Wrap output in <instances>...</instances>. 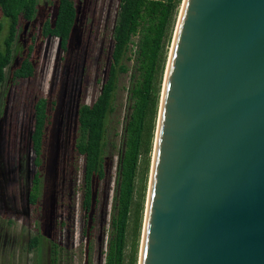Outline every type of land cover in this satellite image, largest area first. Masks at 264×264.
Instances as JSON below:
<instances>
[{
  "label": "water",
  "instance_id": "95a60500",
  "mask_svg": "<svg viewBox=\"0 0 264 264\" xmlns=\"http://www.w3.org/2000/svg\"><path fill=\"white\" fill-rule=\"evenodd\" d=\"M137 264H264V0H182Z\"/></svg>",
  "mask_w": 264,
  "mask_h": 264
},
{
  "label": "rangeland",
  "instance_id": "374dc122",
  "mask_svg": "<svg viewBox=\"0 0 264 264\" xmlns=\"http://www.w3.org/2000/svg\"><path fill=\"white\" fill-rule=\"evenodd\" d=\"M54 1L38 0L35 20L20 22L13 43L16 53L11 66L20 61L29 45L33 46L34 76L17 84L6 80L0 85V264H49L53 244L57 249L56 264H104V251L110 237L118 161L130 112L133 60L128 62L129 71L118 76L114 110L108 118L105 134V177L97 185L98 203L88 231H85L88 219L79 190L83 159L73 149L72 131L77 104H91L106 77L120 0L78 1L76 25L65 56L58 38L41 39L38 33V25L52 15ZM181 1L163 41L164 67ZM0 20L3 24L2 40L7 33L8 18L1 10ZM163 75L164 68L161 73L157 72L154 80V90L158 91L159 98ZM40 94L50 98L58 94L59 104L52 117L45 154L38 168L29 148V132L31 106ZM156 119L157 113L150 153L139 158L123 264H137L138 261ZM37 169L38 200L31 204L29 189ZM33 236L39 239L38 250L29 248Z\"/></svg>",
  "mask_w": 264,
  "mask_h": 264
},
{
  "label": "trees",
  "instance_id": "16d2710c",
  "mask_svg": "<svg viewBox=\"0 0 264 264\" xmlns=\"http://www.w3.org/2000/svg\"><path fill=\"white\" fill-rule=\"evenodd\" d=\"M38 0H0L2 14L8 18L7 33L0 40V82L4 79V67L10 62L13 42L20 20L34 17ZM180 0H120L115 25L113 45L106 77L96 99L91 104H82L77 115V138L74 149L82 157V208L91 228L94 210L98 203V183L105 177L104 147L107 121L114 110L113 100L119 74L129 71L133 60V74L129 87L130 112L124 128L123 148L118 161L117 192L114 214L111 217L110 237L104 251V264H123L126 246L127 225L135 191V176L142 154L151 150L154 120L158 110V91L154 90L157 72L164 67L163 41L167 36L169 23L174 17ZM75 16L74 0H58L52 21L46 20L42 35L56 36L64 49ZM3 24L0 20V33ZM137 38L134 40V37ZM168 41V40H167ZM14 77L31 76L34 72L29 57L14 71ZM49 100L39 96L33 106L31 149L34 162L40 164L46 129L50 123ZM30 201L37 200L38 174L33 178ZM29 248H39V239L33 236ZM136 243L134 244V252ZM52 255L49 264H56V245L50 246ZM135 258V257H134ZM135 260V259H134ZM134 263V262H133Z\"/></svg>",
  "mask_w": 264,
  "mask_h": 264
},
{
  "label": "flooded vegetation",
  "instance_id": "af4514ba",
  "mask_svg": "<svg viewBox=\"0 0 264 264\" xmlns=\"http://www.w3.org/2000/svg\"><path fill=\"white\" fill-rule=\"evenodd\" d=\"M78 1L79 0H74V7H75V16H74V21H73V25H72V29H71V31H70V35H69V37H68V40H67V44H66V46H65V48L63 49L61 46H60V40H59V38L58 37H56V36H52V35H47L46 37L45 36H43L42 35V28H43V25H44V23H45V21L48 19V20H50V21H52V19L54 18V15H55V13H56V8H57V5H58V0H55L54 1V3H53V13H52V15L49 17V18H46L42 23H40L39 25H38V29H39V36L41 37V39H46V38H48V37H56V38H58V41H59V47H60V49L62 50V52H63V54H64V56L66 55V53H67V51H68V49H69V46H70V43H71V38H72V35H73V32H74V29H75V25H76V20H77V15H78V12H79V4H78ZM39 5H38V2H37V5H36V11H35V15H34V17L32 18V19H30V20H24V19H22V20H20V22L21 21H25V22H33L34 20H35V18H36V14H37V11H38V7ZM1 10V9H0ZM1 13H2V11H1ZM4 16V15H3ZM19 22V24H18V27L17 28H19V26H20V23ZM8 28V27H7ZM18 30V29H17ZM0 35H1V33H0ZM16 36H17V32H16ZM38 36V35H37ZM16 38V37H15ZM3 39H4V37H3ZM3 39L1 40V36H0V40L1 41H3ZM35 42V41H34ZM14 43V42H13ZM32 51H33V46L32 45H29L28 47H27V49H26V52H25V54L21 57V59H20V61L16 64V65H14V66H11V63L14 61V53H16V51L14 50V44H13V46H12V52H11V59H10V62L4 67V69H3V72H4V79L0 82V85L3 83V82H5L6 80L7 81H11L13 84H17V83H19V82H21L22 80H25V79H28V78H30V77H32V76H34V74H35V62H34V60H33V58H32ZM26 57H29V60H30V62L32 63V65H33V68H34V72H33V74L31 75V76H27V77H18V78H15L14 77V70L16 69V68H18L19 66H20V63L22 62V60L24 59V58H26ZM63 58H65V57H63ZM9 69V73H8V75H7V73H6V70H8ZM39 96H44V97H46V98H48V100H49V106H48V113H49V118H50V123L48 124V127H47V129H46V134H45V136H44V139H45V143H44V147H43V150H42V154H41V158H40V164L39 165H36L35 164V162H34V164H35V166H37L38 168L41 166V163H42V156H43V154H45L44 153V151H45V147L47 146V139H49V137H48V133H49V128H50V125H51V122H52V117H53V115H54V113L56 112V109H57V106H58V104H59V96H58V94H57V96H55V97H53V98H50V97H48V96H46V95H39ZM39 96H37L35 99H34V101L39 97ZM34 101H33V104H32V109H31V126H30V132H29V148H31V145H30V142H31V140H30V138H31V133H32V126H33V106H34ZM82 104H87V103H78L77 104V107H76V110H75V116H74V124H73V126H74V128H73V131H72V134H73V138H74V142H73V149H74V143H75V139L77 138V115H78V110H79V107L82 105ZM0 112H1V108H0ZM32 150V149H31ZM74 151H75V149H74ZM3 152H4V148H3ZM35 157V156H34ZM38 174V181H39V172H38V169H37V171L34 173V175L35 174ZM34 178V177H33ZM32 181H33V179H32ZM32 185H33V182H32ZM31 189H32V186H31V188L29 189V202L31 203V204H36L37 203V200H36V202H31L30 201V192H31ZM38 189H39V183L37 184V189H36V194H37V192H38ZM38 198V197H37Z\"/></svg>",
  "mask_w": 264,
  "mask_h": 264
}]
</instances>
